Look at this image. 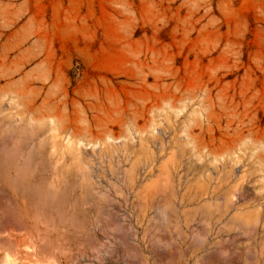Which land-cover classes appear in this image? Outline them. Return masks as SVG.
I'll use <instances>...</instances> for the list:
<instances>
[{"label": "rangeland", "instance_id": "rangeland-1", "mask_svg": "<svg viewBox=\"0 0 264 264\" xmlns=\"http://www.w3.org/2000/svg\"><path fill=\"white\" fill-rule=\"evenodd\" d=\"M264 264V0H0V264Z\"/></svg>", "mask_w": 264, "mask_h": 264}, {"label": "bare ground", "instance_id": "bare-ground-1", "mask_svg": "<svg viewBox=\"0 0 264 264\" xmlns=\"http://www.w3.org/2000/svg\"><path fill=\"white\" fill-rule=\"evenodd\" d=\"M5 264H17V261L14 260V256L13 257H9L7 258ZM44 264V263H43ZM47 264V263H45ZM48 264H51V263H48ZM53 264V263H52Z\"/></svg>", "mask_w": 264, "mask_h": 264}]
</instances>
